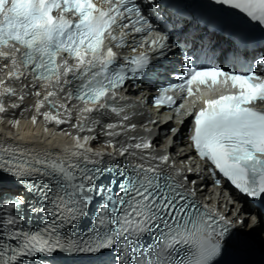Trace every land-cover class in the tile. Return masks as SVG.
Listing matches in <instances>:
<instances>
[{
    "label": "snow or ice",
    "instance_id": "1",
    "mask_svg": "<svg viewBox=\"0 0 264 264\" xmlns=\"http://www.w3.org/2000/svg\"><path fill=\"white\" fill-rule=\"evenodd\" d=\"M211 3L226 14L207 23L200 36L180 27L192 52L178 67L164 70L166 81L169 76L175 80L160 84L150 101L158 109L172 108L176 100L169 93L186 99L201 86L209 92L224 89L204 98L198 111H188L192 120L186 140L192 155L186 158L206 167H188L187 175L174 170L169 176L162 166L172 167L170 156L151 154L150 140L116 146L115 138L136 125L125 123L130 117H121L124 107L109 101H115L129 81L154 72L152 58L138 49L151 48L160 56L167 55V49L175 55L179 44H169V25L175 29L185 10L177 4L170 12L161 0H0V48L11 47L12 68L19 69L9 78L30 77L32 87L54 81L58 88L36 103L37 114L59 126L71 119V102H78L84 105L80 112L99 115L92 123L111 138L104 145L111 151L94 150L91 143L98 141L97 134L72 136L73 145L59 152L0 143V264H60L61 254L86 257V264H249L238 259L250 250L247 236L257 228L264 233V108L257 107L264 104V0ZM253 24L260 29L259 42L248 27ZM153 33L155 39H146ZM106 41L130 51L123 63ZM217 53L221 64L230 60L241 70L208 63ZM0 58L8 60L9 54L0 52ZM58 92L69 103L54 104L50 98ZM12 95L10 87L0 91V96ZM45 103L62 108L67 117L59 110L55 115L41 113ZM6 111L0 103V113ZM109 113L121 122L101 123ZM12 124L18 126L19 121ZM72 127L96 133L83 123ZM201 171L213 177L215 186L223 182L251 207L259 205L257 212L238 211L230 218L218 208L198 205ZM231 202L240 200L233 197ZM249 217L250 231L243 233L240 229L249 227Z\"/></svg>",
    "mask_w": 264,
    "mask_h": 264
},
{
    "label": "bare ground",
    "instance_id": "2",
    "mask_svg": "<svg viewBox=\"0 0 264 264\" xmlns=\"http://www.w3.org/2000/svg\"><path fill=\"white\" fill-rule=\"evenodd\" d=\"M218 39V37L214 38ZM7 48H2L0 52H7ZM12 71V65L10 58L5 60L0 58V91H2L3 87H10L14 89L15 96L17 98V105L16 108H6L7 111L5 113H0V143H4L6 140L8 143L12 144H21V145H29L39 149H48L53 152H59L64 147H71L74 143L72 136L80 135L81 137L84 135H93L97 134L99 136L98 141H93L91 146L96 151H111V149H107L104 147L105 143L111 139L103 135L102 129L99 124H93L92 121L96 119H101L97 113L87 114L80 112V109L84 107V105H76L75 107H71V119L68 123L61 124L57 126L54 122L48 123L45 122L42 115H38L36 111V103L38 101H42L44 96L47 94V91H58L55 82L53 81L52 84L45 86L44 83L40 82L37 83L36 87L31 86V79H21V80H13L9 78V73ZM39 91L41 95L39 97L34 95V92ZM130 92L128 95H135L133 92L132 87L128 88ZM64 93H59L55 97L50 98V100L54 104H66L67 101L63 99ZM20 96H23L24 99L21 101L19 99ZM8 97L11 96H0V103L9 99ZM10 100V99H9ZM12 100V99H11ZM59 110L63 115L62 118H66L67 114H64L62 108L60 109H53L45 103L44 108L40 111L41 113L44 111H49L51 114L55 115L56 111ZM128 115L130 117L129 122L125 123H133L136 125L135 130L130 131L127 135L122 134L121 136L115 138L114 142L116 143L117 147H120L121 144L127 143H135L139 142L141 138L150 140L152 142V149L149 150L153 155H169L170 156V165L172 166L169 168L168 166H162L164 172L168 173L170 176H174V170L183 171L185 175H187L188 167H192L195 171L196 169H203L198 168L196 165L189 166V157L192 155L190 149L188 147V141L184 136L183 139L178 138V136L173 137V145L168 148V142L164 139L161 135L160 130H155L157 123H153L155 119H158L156 115L153 118L147 119L146 116L142 113V111H132L124 109V112L121 114ZM37 116V123L32 124V116ZM87 116L88 119L84 120L83 117ZM121 117H117L112 113H109L105 116L101 123H120ZM19 121L18 126H13V121ZM77 123H83L85 128L87 127H94L96 129V133H88L85 132H78L77 128L72 127ZM47 129V131H45ZM9 130V131H8ZM119 130V129H117ZM66 133H70L71 135H66ZM129 137H135V140L129 139ZM7 138H11L8 140ZM179 142V143H178ZM181 143V145H180ZM123 159V158H118ZM107 161L108 158L105 157ZM201 179L199 180V190L196 193V197L201 199L205 204H207L210 208H218L221 213L229 214L230 218L235 217L236 213L239 211L241 213H246L251 211L250 207L242 202L240 198L241 208L235 207L227 203V201L220 197L218 200L214 197V195L210 194L208 191V187L212 183L207 171H201L199 173ZM191 178H196L193 175ZM189 188H192V185H188ZM229 209L231 212L229 213ZM253 213V211H252ZM254 214V213H253ZM241 219H244L245 216L242 214ZM249 227L240 229L241 232L249 233L251 228V218H248ZM249 237L257 244L259 248H261L264 252V233H261L257 228L255 231L249 235ZM262 257L264 258V253H262Z\"/></svg>",
    "mask_w": 264,
    "mask_h": 264
},
{
    "label": "rangeland",
    "instance_id": "3",
    "mask_svg": "<svg viewBox=\"0 0 264 264\" xmlns=\"http://www.w3.org/2000/svg\"><path fill=\"white\" fill-rule=\"evenodd\" d=\"M15 95H16V94H15ZM15 95H14V96H15ZM14 96L12 95L11 97H8L10 100L7 99L6 101H5V100L3 101V105H4L5 108H12V107H11L12 104H17V103H18V102H17V101H18L17 98H14ZM11 99H12V100H11ZM8 131H9V130H8Z\"/></svg>",
    "mask_w": 264,
    "mask_h": 264
}]
</instances>
